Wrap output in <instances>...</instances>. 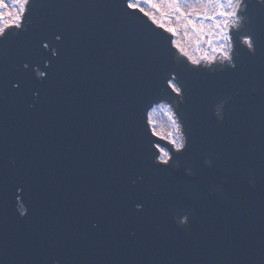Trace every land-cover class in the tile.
<instances>
[{
    "label": "water",
    "instance_id": "95a60500",
    "mask_svg": "<svg viewBox=\"0 0 264 264\" xmlns=\"http://www.w3.org/2000/svg\"><path fill=\"white\" fill-rule=\"evenodd\" d=\"M6 2L11 8L12 0ZM39 2L65 6L41 9L38 17L64 26L68 55L54 70L37 111L29 108L31 93L24 100L0 101V128L17 155L34 164L39 181L38 211L31 224L36 250L21 259L43 264L40 247L45 245L48 251L66 253L70 264H264V191L259 186L254 194H237L239 200L229 191L224 206L194 203L190 237H177L161 221L138 228L106 210L123 188L120 170L130 151L125 121L130 101L147 79L152 48L135 25L122 21L116 7L120 0ZM188 43L194 55L195 47ZM246 71L250 78L225 126L208 134L211 148L200 158L201 167L208 169L207 182H221L229 164L257 176L264 169V66L257 62ZM215 78L227 79L220 73ZM230 93L221 83L214 98ZM156 111L157 129L172 131L166 113ZM206 158L213 167L204 163ZM172 183L174 196L193 191L178 178ZM18 195L23 204L25 194ZM84 204L94 208L86 226L105 235L77 231V211ZM172 222L179 226L175 217ZM133 231L134 246L129 244ZM93 247L98 249L95 256L88 254ZM248 247L255 249L253 256L243 252Z\"/></svg>",
    "mask_w": 264,
    "mask_h": 264
},
{
    "label": "snow or ice",
    "instance_id": "6c2138e0",
    "mask_svg": "<svg viewBox=\"0 0 264 264\" xmlns=\"http://www.w3.org/2000/svg\"><path fill=\"white\" fill-rule=\"evenodd\" d=\"M59 7L65 6L12 0L9 8L6 0H0V101L10 97L24 100L31 93L29 108L39 109L68 48L64 26L38 17V12ZM116 7L125 24L135 25L144 34L152 58L147 79L130 101L125 121L130 129V151L120 170L123 188L106 210L138 228L161 221L177 237H190L194 203L224 206L229 191L235 200L240 199V193L254 194L258 186L264 191V169L257 176L245 167L229 164L223 181L212 183L205 179L208 169L200 165L201 156L211 148L208 134L225 126L232 104L241 98L250 78L246 69L257 62L264 66V3L120 0ZM189 41L199 56L189 51ZM217 73L226 81L216 80ZM221 83L231 93L223 99L214 98L215 88ZM157 108L166 113L172 131L157 129ZM160 141L170 147H162ZM204 163L213 167L209 160ZM177 178L191 186L190 195L172 194V182ZM38 183L34 164L17 155L15 144L0 128V264H31L21 257L31 256L36 250L31 224L38 211ZM19 192L25 194L23 204H18ZM93 210L92 204L80 206L77 231L105 235L86 226ZM172 217H183L179 226ZM136 238L133 231L129 244L134 246ZM40 251L45 255L43 264H70L64 252L48 251L45 245ZM243 252L253 256L255 249L248 247ZM97 253L94 247L88 249L91 256Z\"/></svg>",
    "mask_w": 264,
    "mask_h": 264
},
{
    "label": "clouds",
    "instance_id": "9594fccd",
    "mask_svg": "<svg viewBox=\"0 0 264 264\" xmlns=\"http://www.w3.org/2000/svg\"><path fill=\"white\" fill-rule=\"evenodd\" d=\"M259 2L264 3V0H259Z\"/></svg>",
    "mask_w": 264,
    "mask_h": 264
}]
</instances>
